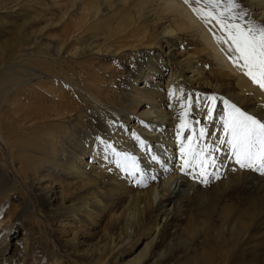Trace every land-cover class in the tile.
<instances>
[{"label": "bare ground", "instance_id": "bare-ground-1", "mask_svg": "<svg viewBox=\"0 0 264 264\" xmlns=\"http://www.w3.org/2000/svg\"><path fill=\"white\" fill-rule=\"evenodd\" d=\"M6 1L0 0V7ZM49 1L56 11L42 29L27 32L43 16L22 10L14 12L20 25L2 22L10 39L0 43V61L27 52L39 75L34 71L38 81L29 86L32 104L26 107L15 87L6 88L12 77L0 73V129L4 135L13 119L17 128L31 133L27 152L20 145L26 137L12 145L20 161L26 158L35 209L30 215L43 216L58 247L48 243L40 251L33 246L32 222L12 227L15 209L4 210L0 201V228L7 225L0 234V264H25L28 258V264H63L61 252L77 264H160L169 258L161 249L167 229L178 227L191 240L199 236L200 242L198 250L174 264H224L229 240L223 225H238L240 218L251 221L255 209L252 203L242 213L235 206L220 207L225 193L220 185L250 191L264 180L233 168L232 176L210 189L212 200L206 185L201 186L181 207L194 213L188 211L181 222L175 217L179 207L173 208L172 201H181L189 186L178 178L180 147L189 137L180 129L182 112L190 108L201 114L207 97L193 88L210 86L192 55L181 50L180 36L199 32L205 48L219 55L226 69L232 68L240 80L247 76L234 70L206 25L178 0ZM27 2L42 11L49 6L44 0ZM248 2L263 18L264 0ZM76 94L86 99L88 115L79 110ZM125 156L135 168L130 160L128 171L123 170ZM263 202L264 196L259 204ZM20 250L21 262L16 259Z\"/></svg>", "mask_w": 264, "mask_h": 264}, {"label": "rangeland", "instance_id": "rangeland-1", "mask_svg": "<svg viewBox=\"0 0 264 264\" xmlns=\"http://www.w3.org/2000/svg\"><path fill=\"white\" fill-rule=\"evenodd\" d=\"M178 1L184 3L196 15V17H198L196 19L202 21L206 25V28L209 32L208 34H210L211 37L218 43L219 48L226 57L225 59L230 62L234 70H238L243 74L241 69L237 66H234L232 63V59L230 57L234 58L235 54L228 52L229 44L220 42L222 40H225L226 37L225 34L217 26L215 21H205L195 13V9L205 8V5L202 3L197 4L195 0H188L187 3L185 2V0ZM44 2L45 4H49V6L47 5V8H45L46 10H50V13L48 12L49 14L45 12L46 10L42 11L43 8H41L40 6L38 7V5L34 7V5H31L29 2H27V0H7L2 6L3 8L0 7V43H4V41L6 42L10 39L9 33L6 32V29H4L2 22H7L6 25L11 23L19 25L21 24L20 18H18L14 12L17 13L18 11L21 13L22 11H26L28 15H35L36 13L38 17L43 16L42 18H40L42 20H36L37 22H34V24H30V27H26L25 29L27 32H31V30L37 31L44 28L45 19L50 17L53 10L56 11V9H53L51 7V3H49V0H44ZM239 3L242 7V10L246 12V16L243 20L237 21L238 23L247 24L249 22H254L258 25L264 24V17H257V11H255L251 7L248 0H239ZM27 10H31V12H28ZM37 24H39V27ZM180 41L181 50L192 55V61L194 59V61L198 63L200 68L203 69L202 76L210 85L206 88H203L202 90L201 88H193L194 90L196 89L195 91L198 92V95L207 97V103L205 110L201 114H195L190 108L187 109L186 120L189 126L185 129L188 133V136L192 137L193 145L196 147L197 151H199L200 148L203 147H207L211 150L209 154L216 158L217 166L216 169L210 168L209 172L212 173L218 169L219 177H221L218 180L215 175H209L207 177L208 182L202 183V178L198 175L199 169L193 170L190 168L188 170L189 174L187 175L182 174L181 171H179L178 178L183 179V182L185 184H189V186L183 188L181 201H178L177 199H174L172 201V204L174 205L173 208L179 207L178 210L175 209V217H177L181 222L185 219V217H187V215H189L188 211L194 213L193 208H190L189 206H183V208H181L183 203L189 201L193 196L194 190H198L199 188H201V186L205 187L206 185V188L204 189L207 193L206 196H208L210 200H212L214 195L210 189L212 187H216V184L222 183L223 181H226L230 176H232L233 168H236V171L239 170V174H245L248 177H256L264 180V175H260L259 173L253 172L251 170L240 169L239 166L235 163L234 158L231 157V152L228 145L226 143H219V139L223 136L222 118L224 117L227 110L225 102L233 104L246 114L254 115L258 119L264 121V117H261V114L264 113V91H261L258 86L254 85L248 77L247 80L244 79L245 81H247L245 82L238 79V73L233 71L232 68L229 70L226 69L224 67V60L220 59L219 55L217 54L216 56H214L213 52L210 53V50L205 48L206 43L202 38H200L199 32L195 30L184 32L180 36ZM203 48H205L206 50H204ZM22 55L18 54V57H20H16L15 60L0 61V73L8 74L12 77V79L10 80V84L6 88L11 89L10 86H12L13 88L15 87V89H17L16 92L19 101L24 104V106L29 107L30 104H32L29 86L35 84L34 81H38V76H34V71H36V74L39 75V68H31V63L30 65L28 63L30 60L28 59L29 57L27 56V52ZM249 83H252L253 85H250ZM210 97L215 98L214 103L209 99ZM75 100L78 107H80L79 110L82 109L85 114L87 113L88 115L89 108L86 99L76 94ZM42 103H44L43 105L46 106V102ZM189 104L190 103H188L187 105ZM209 108H212L211 117H209L208 113ZM257 113H259L260 116H258ZM7 123L8 124L5 128V133H3L4 135H2L0 129V193H2L0 195L1 204L4 205V210L15 209L17 215H15L16 217L14 219V222H12V227L17 224L27 225L29 223V220L30 223L32 222L33 233L36 236V240H34L33 246H40V251H44L48 243H54V245L58 247L57 240L55 239L53 233L50 231L49 227L46 225L43 216L36 212L34 215H30V212H34L35 209L32 210L33 196L30 186L27 183V176H29V172L28 169L26 170L25 168L26 165L23 164V162L26 161V158H24L23 162L20 161L15 156L16 150L13 148V142L16 139L17 141H22V137H26L24 139V142H26L20 145H23V151L27 152L30 145L29 142L32 137H30L29 139L27 138L31 133L22 130V127L20 125V128H17L18 126L16 124V121L13 119H9ZM201 129L204 130L203 138L200 137ZM21 132L23 133L22 135ZM216 148H219L220 151H215ZM34 155L38 157L42 156L41 153H37ZM223 156L224 161L221 160ZM8 184H11V186ZM261 184V186L257 185L254 190L250 189V191L244 186H239L234 190H230L227 189V185H220L221 188L225 191L223 199L219 204L220 207L224 206L225 208H229L230 206H235L236 210L242 213L243 211L247 210V208H249L252 203L254 204L255 209V211L251 210L252 215H254L253 220L250 221L249 219L240 218L238 225L234 223H227L223 225L225 229L228 230L226 238L230 243H228V246L226 248V251H228L229 253L226 252V256H224V264H228L233 261L238 264H248L250 261L252 264H264V202L262 204H259L261 197L264 196V182H261ZM207 191L211 194H209ZM182 211L184 212V214ZM173 215L174 212H171L168 218H171ZM236 217H238V215ZM162 225L163 223H161L160 228ZM0 229L1 234L2 231L5 232L7 230V225L2 226V228ZM178 229L179 227L175 229H167L168 232H166L165 234V242L163 243V247L161 249L167 251L169 258L167 259V262L165 261L160 264H174L176 262H180L183 260V257H188L187 255H191L194 250H198L200 237L198 236L191 240V238L183 233L181 229ZM20 230L22 229L19 228L18 231L20 232ZM19 232L17 233L18 237L21 235ZM37 238L40 240V245L38 244L39 241ZM21 247L23 248V246H20V248ZM20 251L21 254L16 258L19 262H21L24 258L22 255L23 250ZM61 253L63 256V264H77V262L71 259L64 252ZM184 253H186L185 256ZM45 255L49 256L48 253H46ZM232 256L235 257L232 258ZM29 262L30 258L25 259L24 261L25 264H28Z\"/></svg>", "mask_w": 264, "mask_h": 264}, {"label": "snow or ice", "instance_id": "snow-or-ice-1", "mask_svg": "<svg viewBox=\"0 0 264 264\" xmlns=\"http://www.w3.org/2000/svg\"><path fill=\"white\" fill-rule=\"evenodd\" d=\"M185 2L187 3L188 0ZM195 2L205 5V8L195 9V13L205 21H215L225 34L226 39L220 42L229 44L228 52L235 54L234 58L230 57L233 65L239 67L254 85L264 91V24L238 23L237 21L243 20L246 16L239 0H195ZM209 99L215 102L214 97ZM225 103L227 110L222 118L223 136L219 139V143L228 145L231 157L240 169L264 175V121L254 115L246 114L233 104ZM181 108L184 109L183 104ZM208 113L211 117L212 108H209ZM186 117L187 109H184L181 116V131L189 126ZM203 136L204 130L201 129L200 137ZM187 141L180 147L181 173L187 175L190 168L199 169L198 175L202 178V183L208 182L209 175H215L218 179V169L209 172L210 168L216 169L217 166L216 158L209 154L211 150L203 147L197 151L192 137H188ZM107 147L114 152L110 144ZM215 151L218 152L220 149L216 148ZM123 159L125 161L123 170L128 171L127 162L132 158L125 156ZM118 166H121L119 162ZM131 166L135 168L134 160Z\"/></svg>", "mask_w": 264, "mask_h": 264}]
</instances>
